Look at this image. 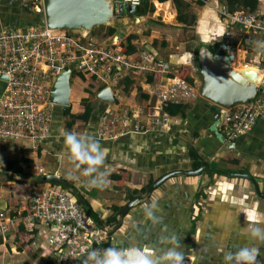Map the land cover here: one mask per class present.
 I'll list each match as a JSON object with an SVG mask.
<instances>
[{"label": "crops", "instance_id": "1", "mask_svg": "<svg viewBox=\"0 0 264 264\" xmlns=\"http://www.w3.org/2000/svg\"><path fill=\"white\" fill-rule=\"evenodd\" d=\"M185 1L190 3L189 11L195 16L192 25L186 26L177 21L172 0H150L153 11L140 16L125 10L116 12L110 23L115 27V33L112 36H102L103 40L114 41L116 36L124 40L128 35H133L131 43L137 51L151 50L149 43L156 41L154 51L150 52L170 66L168 74L142 75L129 72L122 75L114 85L111 84L112 89L119 92L113 105L95 97L100 90L98 87L104 85L100 80L76 76L75 82L81 84V92L75 93L71 88L70 106L74 113L80 112L77 109L78 102L80 98L90 96L84 92L85 89H90L94 96L92 99L97 101L96 105L92 102L94 111L91 119L87 122L76 120L67 127V118L62 116L64 108L54 105L50 135L37 150L31 149L27 142L0 140V154H4L7 161L19 154L31 158L29 167L24 168V171L31 173L35 179L39 176L35 167L38 163L47 174L57 172L62 177L73 180L74 186H77L102 220L112 213L113 207L122 208L132 198L143 196L125 215L121 216L118 212L117 219L106 225L110 226L108 247L148 248L159 256L170 246L161 237L174 233L181 242L179 250L184 253V264H225V253L235 252L243 246L259 247L257 264H264V244L251 240L241 231L246 225V217H251L258 225L264 226V118L258 119L248 131L229 139L221 128V109L198 96L186 102V114L184 117L179 115V124L146 132H131L114 140H102L98 137L99 120L106 108L117 111L130 109L135 112L146 109L149 112L160 106L159 96L154 91L160 87L164 89L175 77L170 75L191 77L198 86L194 55L196 43L209 46L222 38L224 21L216 7L223 0ZM260 1L262 9L263 0ZM39 18L36 7L25 8L21 0H0V31L35 24ZM189 31V36L183 35ZM88 36H91L90 33ZM189 38L192 39L188 40ZM257 39L255 36V44ZM236 57V63H259L254 56V47L238 51ZM234 66L232 63V67ZM242 67L243 64L236 68ZM260 75L262 74H259V78ZM3 86L4 83H0V93ZM74 99H77L76 108ZM141 119L146 121V115ZM65 131L92 136L107 150L103 166L109 173L107 185L100 188L88 186L90 177L68 157L63 138ZM189 149H193L194 154L208 162V170H202L197 175L176 174L166 178L148 195L147 188L145 192H140L129 200L126 198L131 191L150 186L166 173L195 170L191 167ZM115 175L119 178H114ZM245 175H249L257 183L259 193ZM10 176L32 180L31 177L22 178L11 171L0 169V210L8 215L25 214L29 208V197L43 184L37 183L36 187L31 188L29 183H23L31 191L22 193L23 203L15 198L12 200L8 191L13 185ZM15 181L17 185H22L19 180ZM153 200L158 202L160 211L157 215L162 217V222L156 225L148 221L144 214V206ZM36 230L38 232L33 233V237L41 243L44 225L36 222ZM15 234V231L8 234V252L4 251L5 245L0 238L2 259L26 254L28 258L51 262V259L44 256L42 248L32 247L27 243V232L22 230L16 240ZM27 252L34 255L30 256Z\"/></svg>", "mask_w": 264, "mask_h": 264}, {"label": "built area", "instance_id": "2", "mask_svg": "<svg viewBox=\"0 0 264 264\" xmlns=\"http://www.w3.org/2000/svg\"><path fill=\"white\" fill-rule=\"evenodd\" d=\"M111 1L136 7L141 2ZM40 2L21 0L22 5L29 9L37 7ZM216 11L224 21L222 38L227 48L235 51V59L238 51L254 47L255 58L264 64V49L254 43L255 36L258 42L264 41V0L262 9L260 6L253 12L242 9L230 11L226 3L217 6ZM101 39L65 29H50L37 23L1 30L0 83L3 82L4 86L0 93V140L27 142L33 150L45 142L50 135L53 107L48 101V92L61 70L68 68L75 70L80 77H95V81L100 80L111 88L114 99L119 97V92L114 91L112 86L122 75L129 72L168 74L170 71L165 61L148 50L125 53L120 46L123 40L117 36L114 41ZM170 76L175 77L164 89L160 87L154 91L159 96L160 106L151 111L106 108L99 120L98 137L114 140L131 132H146L179 124L180 116L163 111L162 104L168 101L185 104L196 99L198 91L187 79L175 74ZM143 115H146V121L141 119ZM219 116L227 138L232 139L248 131L258 119L264 118V87L253 100L221 109ZM6 163L7 158L1 153L0 169L4 170ZM35 167L39 176L47 174L38 163ZM52 174L61 176L57 172ZM42 184L29 197V208L25 214L8 215L0 210V238L5 252L9 251L8 234L15 231L16 240L22 230L27 232V243L42 248L44 256L51 259L50 263L42 259L40 264H83L88 250L108 248L110 226L99 225L85 212L70 190L59 184ZM36 222L44 225L41 243L33 237V233L38 232ZM20 226L23 227L21 231Z\"/></svg>", "mask_w": 264, "mask_h": 264}, {"label": "water", "instance_id": "3", "mask_svg": "<svg viewBox=\"0 0 264 264\" xmlns=\"http://www.w3.org/2000/svg\"><path fill=\"white\" fill-rule=\"evenodd\" d=\"M123 10L134 13L136 7L132 4H113L111 0H41L36 7V11L40 14L37 24L50 29H65L87 36L93 27L109 25L115 13L123 12ZM196 46L194 55L197 63L196 71L199 74L197 75L200 77L198 85L200 97L210 101L220 109H230L233 106L253 100L264 87V75L261 79L258 75V71H261V74L264 73V64L246 61L234 62L235 51L227 48L223 38L214 41L209 46L200 44V42H197ZM232 63L235 65L234 67H232ZM242 64L241 69L236 68ZM248 66H252L256 70L246 68ZM70 71L67 68L57 73L47 97L49 102L63 108L69 107L71 104ZM95 97L106 104L115 103L109 86L100 89ZM202 170H208V166L203 165L192 171L166 173L148 187L147 195L166 178L176 174L197 175ZM245 177L253 183L259 193L257 183L249 175H245ZM36 179L39 182L63 186L73 193L83 209L88 208L89 204L85 197L67 178L56 174H44L36 177ZM141 199L143 196L132 198L120 209L119 215H125ZM91 216L99 225L106 226L99 216H97L98 219L94 215Z\"/></svg>", "mask_w": 264, "mask_h": 264}, {"label": "clouds", "instance_id": "4", "mask_svg": "<svg viewBox=\"0 0 264 264\" xmlns=\"http://www.w3.org/2000/svg\"><path fill=\"white\" fill-rule=\"evenodd\" d=\"M257 47L264 49V41L257 42ZM102 86L104 88L108 85ZM63 138L68 149L69 159L77 168H82L85 175L90 177L88 186L100 188L107 185L109 173L103 168L107 150L101 146L99 141L92 136L71 131H65ZM35 180L37 181V179ZM36 183L43 182L37 181ZM159 211L158 202L155 200L144 206L145 217L153 225L162 222V217L157 215ZM97 215L99 218L101 217L99 214ZM241 231L251 240L264 244V226L258 225L251 217H246V225ZM161 239L170 246L159 256L148 248L136 246L128 248L108 247L106 249L88 250L83 264H184L185 256L179 250L181 243L179 237L173 233L162 236ZM259 254V247L243 246L235 252H226L224 262L225 264H257Z\"/></svg>", "mask_w": 264, "mask_h": 264}, {"label": "trees", "instance_id": "5", "mask_svg": "<svg viewBox=\"0 0 264 264\" xmlns=\"http://www.w3.org/2000/svg\"><path fill=\"white\" fill-rule=\"evenodd\" d=\"M172 2L175 5L176 8V19L178 22L184 23L186 26L192 25L195 20V16L190 13L189 7L190 3L185 0H172ZM223 3H226L228 5V8L230 11L242 9L245 11H256L260 7V0H224ZM153 5L150 3V0H141L140 4L136 7L135 14L142 15L146 12L153 11ZM40 15V14H39ZM102 29H106L104 34L108 36H112L115 33V27L112 25L105 26L100 25L98 27H93L90 30L91 36H97L98 38H102L104 35L102 32ZM133 38V35H128L125 37V39L120 43V46L124 48L125 53H131L136 51L134 45L131 43V39ZM156 41H151L149 45L152 47L149 51H154L155 49ZM83 78V76H81ZM183 78L187 79L190 83H194L193 78L184 76ZM103 86L98 87V89H102ZM87 94H93V92L90 89L84 90ZM70 99H71V93H70ZM73 99V98H72ZM74 107L77 106V99H74ZM80 106L77 107V109H80L81 111L78 113L71 112V106L65 107L62 112V116L66 119L65 120V126L70 127L73 123L76 122V120H81L83 122H87L91 119V116L94 111V105L92 104L91 100L88 97H82L79 100ZM186 108L187 105L183 103H175V102H164L162 104L163 111L167 112L170 115H180L185 116L186 114ZM193 149H189L188 154L191 158V167L193 169L199 168L203 166L204 164L207 165L208 162L204 161L203 159H200L198 155L194 154L192 152ZM31 163V158L23 157L21 154L19 155H13L10 159H8L6 163V170L11 171L17 176H20L22 178H28L33 177V175L29 172L24 171V168H28ZM114 178H119V176L115 175ZM14 177L10 176L9 179H13ZM35 180V178H33ZM36 181V180H35ZM37 182V181H36ZM72 184H74L73 180H69ZM149 186V185H148ZM142 187L139 190H133L127 195V199H131L136 194L140 192H145V190L148 188ZM77 188V186L75 185ZM88 202V201H87ZM89 204V202H88ZM85 209V208H84ZM120 207H113V211L110 215H108L103 222L105 225H108L113 219H115L120 211ZM85 212L89 215H94L96 219H98L97 213L91 208L90 204L87 209H85ZM117 219V218H116ZM115 219V220H116ZM19 230H22V227L19 228Z\"/></svg>", "mask_w": 264, "mask_h": 264}, {"label": "rangeland", "instance_id": "6", "mask_svg": "<svg viewBox=\"0 0 264 264\" xmlns=\"http://www.w3.org/2000/svg\"><path fill=\"white\" fill-rule=\"evenodd\" d=\"M224 1V0H223ZM113 4H115V3H113ZM111 23V22H110ZM106 27L107 26H110V24L109 25H105ZM96 28V27H95ZM103 30V34H104V32H105V30L106 29H102ZM190 31L187 33V34H183V35H187V36H189L190 35ZM192 38H189L188 40H191ZM238 69H241V68H238ZM198 74V73H197ZM199 75V74H198ZM197 75V81L198 82H200L199 80H200V77ZM76 76H78V74L76 73V71L75 70H71V73H70V78H69V85H70V87L73 89V91L75 92V93H78V92H81V89H80V86H81V84L79 83V82H75V78H76ZM195 86H196V88H197V91H198V86H197V84H195V83H193ZM198 85H199V83H198ZM71 89V90H72ZM85 92V91H84ZM198 96H199V94H198ZM94 96L92 95V94H90V96L88 97L90 100H91V102H93V104H97V101L96 100H93L92 98H93ZM200 97V96H199ZM186 104V103H185ZM80 106V102H78V107ZM71 112H73V110H72V107H71ZM33 178H35V177H31V179L32 180H29V181H26V180H24V179H21V178H17L16 179V176H14V178H13V180H11V181H13V185H12V188L10 189V190H8V191H10V193H11V195H12V200H14V198H15V200L16 201H22L23 203H24V199L22 198V193H27V192H31V191H29V190H27L26 189V187L28 186H24L23 185V183H29V185H31V188H32V186H37V183H36V181L33 179ZM4 180H5V178H4ZM15 180H19V182H21L22 183V185H20L19 186V184L17 185V183H16V181ZM18 182V181H17ZM19 186V187H18ZM35 186V187H36ZM22 189H26V191H22ZM79 190V189H78ZM80 191V190H79ZM9 193V194H10ZM10 254H12L11 252H10ZM27 254L28 255H34V254H32L31 252H27ZM26 254H24V255H22V254H19V255H14V256H12L11 258L10 257H8V256H6V258L4 259H2V257H0V264H40V258H28V257H26L25 256Z\"/></svg>", "mask_w": 264, "mask_h": 264}, {"label": "bare ground", "instance_id": "7", "mask_svg": "<svg viewBox=\"0 0 264 264\" xmlns=\"http://www.w3.org/2000/svg\"><path fill=\"white\" fill-rule=\"evenodd\" d=\"M258 72H259V74H261V71H258ZM259 74H258V75H259ZM262 75H264V73H263ZM260 77L262 78V76H261V75H260ZM261 78H259V79H261Z\"/></svg>", "mask_w": 264, "mask_h": 264}]
</instances>
